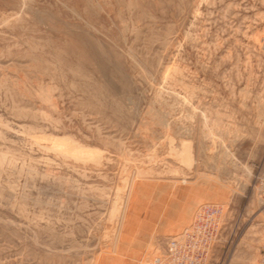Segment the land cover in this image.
I'll list each match as a JSON object with an SVG mask.
<instances>
[{
  "label": "rangeland",
  "instance_id": "1",
  "mask_svg": "<svg viewBox=\"0 0 264 264\" xmlns=\"http://www.w3.org/2000/svg\"><path fill=\"white\" fill-rule=\"evenodd\" d=\"M0 152V264H262L264 0H0Z\"/></svg>",
  "mask_w": 264,
  "mask_h": 264
},
{
  "label": "built area",
  "instance_id": "2",
  "mask_svg": "<svg viewBox=\"0 0 264 264\" xmlns=\"http://www.w3.org/2000/svg\"><path fill=\"white\" fill-rule=\"evenodd\" d=\"M218 209L219 206L214 203L201 204L191 225L183 228L177 239H168L166 249L159 257L144 264H205L208 251L216 237L214 228L218 225Z\"/></svg>",
  "mask_w": 264,
  "mask_h": 264
},
{
  "label": "bare ground",
  "instance_id": "3",
  "mask_svg": "<svg viewBox=\"0 0 264 264\" xmlns=\"http://www.w3.org/2000/svg\"><path fill=\"white\" fill-rule=\"evenodd\" d=\"M72 141H69V137H67V136L66 137L65 136H53L51 138L52 147L55 148L58 151L66 152V153L68 152V154L70 153V154H72L71 156H75L76 158H85V157L86 158L88 157L90 159L98 158V152H97L96 148L93 149V148H90V147H85V146L79 145L76 142L74 143V141L73 142ZM3 153L5 155L7 154L5 152H3ZM3 153L0 152V166H1V163L6 159L5 155ZM7 159H8V157H7ZM7 161H9V160H7ZM10 161L12 163V158H11ZM8 163L10 164V162H8ZM192 221H193V219H192ZM192 221H191V223H192ZM191 223L188 226H190ZM179 233L175 235L176 239H177ZM172 237H174V236H172ZM209 252H210V249H209L207 255H209Z\"/></svg>",
  "mask_w": 264,
  "mask_h": 264
}]
</instances>
